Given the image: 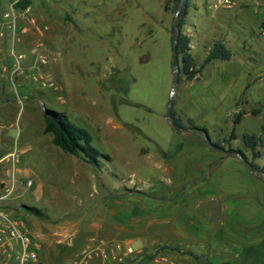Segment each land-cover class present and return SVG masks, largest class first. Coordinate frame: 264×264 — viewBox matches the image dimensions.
Segmentation results:
<instances>
[{"label":"rangeland","instance_id":"obj_1","mask_svg":"<svg viewBox=\"0 0 264 264\" xmlns=\"http://www.w3.org/2000/svg\"><path fill=\"white\" fill-rule=\"evenodd\" d=\"M112 8H117L116 14ZM176 10L174 0L38 1L35 14L48 27L42 46L48 61L41 71L48 85L32 79L37 69L29 68L31 63L13 76L18 63L8 45L0 57L7 52L13 67L4 70L0 60V105L3 91L17 95L15 88H32V95L38 97L50 94L54 103L48 100V108L67 113L92 135L95 148L108 156L101 158L100 167L90 168L89 183L87 172L75 183L64 172L53 175V184L44 188L47 201L35 205L49 213L48 219L92 215L111 222L122 209L118 241L141 238L137 245L155 251L169 246L162 237L176 234L178 218L186 213L202 225L203 239L210 241L206 248L200 247L206 253L196 256L203 259L201 264H248L247 257L253 264L264 249V174L251 173L235 156L210 150L203 135L179 132L167 119ZM263 30L264 8L252 0L230 9L190 0L183 32L191 37L197 64L217 39L231 49L233 57L214 59L197 78L185 79L174 101L187 127L206 129L212 141L240 149L262 170L264 146L252 150L242 136H264ZM54 40L59 44L49 46ZM15 52L27 53L18 45ZM20 70L24 71L23 65ZM237 112L242 115L235 124ZM34 114L33 109L25 110L17 127L26 130L29 123H40ZM201 144L210 152L201 154ZM184 147L192 154L185 155L181 165L174 159ZM75 158V167L87 164ZM210 158L215 162L207 163ZM17 187L30 200L27 203L34 204L29 199L33 191L20 183ZM23 205L19 206L24 214L38 222L40 218ZM184 216L179 222L185 228ZM238 238L250 241V254L234 252Z\"/></svg>","mask_w":264,"mask_h":264},{"label":"crops","instance_id":"obj_2","mask_svg":"<svg viewBox=\"0 0 264 264\" xmlns=\"http://www.w3.org/2000/svg\"><path fill=\"white\" fill-rule=\"evenodd\" d=\"M6 1L7 0H0L3 5L6 3ZM112 9L116 14L117 8ZM37 37L38 36L35 33L31 32L30 34L23 36L21 41L18 42V46H21L27 51V53L25 52L26 64H30L33 61L34 55L32 50L36 45ZM48 43L49 46L52 44H59L57 40L52 42L49 41ZM8 45L10 46V39L8 32L6 31V37L4 39L1 38L0 40V51L6 49ZM6 54L9 57L7 52ZM6 54H2L0 57V60H2L4 63V70L10 66L11 68L13 67V64L11 65V57L8 58ZM47 66L45 67L47 68ZM31 89L32 88H15L17 95L13 92L6 94V92L3 91L0 105V194L3 192L4 186L10 182V162L4 158L14 148H17L19 153V162L17 164L16 189L11 197L5 201L4 205L10 212L22 217L35 235L39 251V259L37 264H75L82 258L83 252L95 248L98 245L99 240L104 239L109 242H116L118 241V238H121V233L119 230L121 229L122 225L119 226L120 224L118 222H121L123 210L119 209L118 218L116 217L117 214L115 213L114 219L111 222H102V219L100 220L99 217L94 218L92 215L90 218L85 217L88 219V221L82 220L84 217L81 219L80 217H73L71 219L70 217L62 218L59 216L50 220L48 219L50 215L48 212H45V210H43L45 213L44 217L32 214L33 216H37L43 220L42 221L38 219L37 222L35 218L27 217V215L24 214L19 205L23 203L29 204L27 202L30 200L25 199L24 194L19 191L17 187L19 183L25 185L27 188L33 191L29 199L32 198V202L34 204L29 205L35 206L38 205V202L47 201V199L44 198V188H48L49 185L53 184L52 177L55 173L60 171L61 175V173L64 172L63 174L68 175L71 183H75L76 180H80L81 177H84L83 174L87 172V179L89 183V170L92 167V165L87 162L85 166L83 165L75 167L74 162H76V156L65 152L62 148L56 145L53 141V133L45 132L46 120L44 119L45 117L43 114L44 106L50 107L51 105H46L48 104V100L50 101V104L54 103V101L50 100L49 97L51 95L46 94L45 92H43L40 97L32 95ZM176 105L177 104H174L175 112ZM178 105L181 107L180 103ZM27 109H33V112H35L34 115H38V119L41 121L38 124H36L35 121L29 123L26 130H20V126L17 127L18 124L16 123H19L20 125L22 116ZM180 112L181 110L176 113L177 116L181 115ZM16 127L19 131H16ZM173 148L174 147H171L168 152H170ZM134 150L135 148L132 147V151ZM199 152L201 154H207L210 151L205 149L201 144ZM137 153L139 152L137 151ZM191 154L192 153L184 147L179 152L178 159H174V161L183 165L182 161L185 158V155L190 157ZM150 155L152 154L150 153ZM150 157H148V159ZM148 161L149 160H146V162ZM206 162L212 163L215 161L214 159L210 158ZM155 163L159 165L157 161ZM26 164L30 165L27 166ZM55 164L58 166L54 167ZM27 180H32V185L28 186L26 184ZM17 190L18 193L15 194ZM19 199H23V201H19ZM114 211L116 210L114 209ZM184 215L180 216L178 220L180 221L184 216L183 221L185 220L186 222L185 228L184 225L178 221L176 226L177 233L164 235L162 237V242H165L169 245L163 248L166 249L168 254L176 261V264H201L203 259L200 258L196 260V256L200 253H206L203 251L208 245L209 240L203 239L204 230L202 225L198 224V222L192 218L188 219L186 217V213H184ZM38 223H40V226ZM54 224L58 225V228L53 230L52 226H54ZM189 226H191L192 229H189ZM209 230L212 232L215 231L214 226ZM223 231L226 233V230ZM205 237H207V235ZM219 237L221 238V236ZM223 237L227 238L228 236L224 235ZM122 242L131 243L134 247L145 250L146 252L154 251H150L144 246L137 245L139 242H143L141 238H137L133 241ZM218 242L219 240L215 243ZM236 244L238 250H235L234 252L238 255L245 252H248V254L251 253V243L249 240L246 242L238 238L237 242H235V245ZM200 247L205 248L201 249ZM53 253L55 259L53 258ZM263 258L264 249L261 250L260 255L256 261L253 262V264H260ZM247 260L249 264L250 258L247 257ZM86 264H103V259L99 255L95 254L92 258L88 259ZM125 264H140V259L129 260Z\"/></svg>","mask_w":264,"mask_h":264},{"label":"built area","instance_id":"obj_3","mask_svg":"<svg viewBox=\"0 0 264 264\" xmlns=\"http://www.w3.org/2000/svg\"><path fill=\"white\" fill-rule=\"evenodd\" d=\"M38 1L40 0H7L5 6L0 2V40L6 37L7 31L11 50L18 63V67L12 70L13 76H15L17 73L25 72L26 67L28 68L26 63H21V60L26 59V53H16V45L23 36L31 32L35 33L38 37L32 50L34 57L29 68L37 69V72L32 74V79L41 81L42 85L47 86L48 82L43 78L41 71L42 65L48 61V57L42 51L43 38L48 27L40 24L35 14ZM206 1L215 9H230L246 2V0ZM252 3L264 8V0H252ZM262 33L264 34V30ZM22 65L24 71L20 70ZM4 159L10 162V182L4 186L3 192L0 194V264H37L39 251L35 235L22 217L10 212L4 205L16 189L18 149L14 148ZM26 184L32 185V180H27ZM95 254L103 259V264H125L129 260L137 259H140V264H176V261L164 248L146 252L134 247L131 243L109 242L104 239L99 240L95 248L84 251L82 258L75 264H86L88 259Z\"/></svg>","mask_w":264,"mask_h":264},{"label":"trees","instance_id":"obj_4","mask_svg":"<svg viewBox=\"0 0 264 264\" xmlns=\"http://www.w3.org/2000/svg\"><path fill=\"white\" fill-rule=\"evenodd\" d=\"M175 5L178 6L180 0H174ZM190 7V0L186 2L185 7L183 8L179 24L181 26V33L178 41V54L181 61V76L180 83L186 80H193L200 75L205 67L211 63L214 59H223L229 60L233 57V52L231 49L221 40L217 39L214 41L213 45L210 48L209 53L204 58V60L198 65L195 59V56L191 52V37L183 32V27L187 22L188 10ZM173 41V35H172ZM250 86V83L246 85V88ZM257 112L253 110L252 113ZM242 113L237 112L235 114L234 122L235 124L239 123ZM44 117L46 120L45 132L53 133V141L56 145L62 148L65 152L71 153L85 162L91 164L94 167L101 166V158L107 157L99 152L93 145L92 135L83 127L76 125L72 122L67 113L63 111H58L51 109V114L48 115L44 111ZM173 119L177 125L182 127H187L186 123L183 121V116L176 114L173 110ZM187 122L193 124L191 118L187 119ZM264 133V124L262 126ZM231 136H234V132L231 133ZM244 144L250 148L255 149L258 146H264V136L257 134L244 133L243 134ZM228 140V139H226ZM218 144V143H217ZM237 152L242 151L240 149H231ZM254 163V162H253ZM256 164V163H254ZM257 165V164H256ZM259 167V166H258ZM264 171V169H263ZM24 208L31 214L38 216H45L43 210L37 208L36 206H29L24 204Z\"/></svg>","mask_w":264,"mask_h":264},{"label":"water","instance_id":"obj_5","mask_svg":"<svg viewBox=\"0 0 264 264\" xmlns=\"http://www.w3.org/2000/svg\"><path fill=\"white\" fill-rule=\"evenodd\" d=\"M188 0H180L177 6L176 15H175V21H174V34H173V41H172V70H173V81L171 90L168 97L167 102V119L171 126L179 131V132H185V131H196L203 135L205 138L208 148L212 151H220L225 153L228 156H235L239 158L242 163L250 170L253 174H264V171L258 167V165L254 164L251 160L248 159V157L241 152H237L231 149H227L222 145L217 144L216 142L212 141L211 137L208 134V131L204 128L198 127V126H191V127H182L176 124V122L173 119V110H174V101L176 97L177 90L180 85V76H181V61L178 54V41L181 33V26L179 24V18L180 14L183 10V8L186 5V2ZM44 111L46 114H51V108H48L47 106H44Z\"/></svg>","mask_w":264,"mask_h":264}]
</instances>
